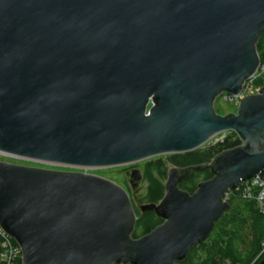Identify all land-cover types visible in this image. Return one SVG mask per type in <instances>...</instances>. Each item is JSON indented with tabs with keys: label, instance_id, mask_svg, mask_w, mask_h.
<instances>
[{
	"label": "water",
	"instance_id": "water-1",
	"mask_svg": "<svg viewBox=\"0 0 264 264\" xmlns=\"http://www.w3.org/2000/svg\"><path fill=\"white\" fill-rule=\"evenodd\" d=\"M263 32L264 0H0V154L95 169L184 154L227 131L241 141L170 166L162 199L138 208L162 223L137 238L117 183L0 160V226L21 264H179L205 241L226 192L264 181V84L234 113L213 103L255 74ZM204 169L211 179L180 188ZM130 171L137 191L143 173Z\"/></svg>",
	"mask_w": 264,
	"mask_h": 264
},
{
	"label": "trees",
	"instance_id": "trees-1",
	"mask_svg": "<svg viewBox=\"0 0 264 264\" xmlns=\"http://www.w3.org/2000/svg\"><path fill=\"white\" fill-rule=\"evenodd\" d=\"M259 36L256 48L259 62L263 65L264 32ZM253 82L258 88L262 87L264 76L256 77ZM240 144L238 135L233 131H227L223 133L222 139L215 143L204 144L184 154L176 153L145 159L141 170L143 182L146 183L145 192L139 195L137 203L132 200L137 215L132 236L137 238L148 234L162 223L153 211L141 212L138 208L142 203H157L162 199L164 181L170 166L185 168L205 164L219 152ZM212 176L209 169L197 171L179 186L191 194L199 182L211 179ZM226 201L229 203V209L217 218L209 237L201 244L195 245L179 264H260L264 257V214L259 211L253 200L242 197L236 189L229 192ZM18 264H21L20 260Z\"/></svg>",
	"mask_w": 264,
	"mask_h": 264
},
{
	"label": "built area",
	"instance_id": "built-area-1",
	"mask_svg": "<svg viewBox=\"0 0 264 264\" xmlns=\"http://www.w3.org/2000/svg\"><path fill=\"white\" fill-rule=\"evenodd\" d=\"M258 76H264V64L259 65L255 74L245 81L242 85V91L237 95H232L227 92H222L221 96L238 106L239 101L247 95L257 93L260 88L254 84V80ZM238 190L242 197L254 201L256 207L260 212L264 214V181L259 177L252 178L248 181H241L239 186L235 188ZM234 190V189H233ZM229 190L225 194V200L229 195ZM0 241H1V253H0V264H18L21 261V248L18 244L12 240V237L0 226Z\"/></svg>",
	"mask_w": 264,
	"mask_h": 264
},
{
	"label": "rangeland",
	"instance_id": "rangeland-1",
	"mask_svg": "<svg viewBox=\"0 0 264 264\" xmlns=\"http://www.w3.org/2000/svg\"><path fill=\"white\" fill-rule=\"evenodd\" d=\"M213 103H214V108L216 112L220 115H224L227 113H234L237 111V107H238L234 105L232 102L225 100V98L221 95H219ZM222 135L223 133L215 135L206 144L215 143L219 139H222ZM162 156H166V155H162ZM0 160L6 161L9 163H16V164H22V165H27V166L42 167V168H49V169H59V170H67V171H83V172L98 175L110 181H113L117 183L118 185L124 187L127 191H128L127 185H129L128 182L130 179V172H131L130 170H133V168H138L142 170V166L144 163V160H142L137 163L128 164V165L110 166V167L95 168V169H82V168H73L69 166H62V165H56V164L39 163V162L19 159V158H15V157L3 155V154H0ZM145 188H146V183L141 182L139 185V191L137 192L138 196L142 195L145 192Z\"/></svg>",
	"mask_w": 264,
	"mask_h": 264
},
{
	"label": "flooded vegetation",
	"instance_id": "flooded-vegetation-1",
	"mask_svg": "<svg viewBox=\"0 0 264 264\" xmlns=\"http://www.w3.org/2000/svg\"><path fill=\"white\" fill-rule=\"evenodd\" d=\"M129 183V182H128ZM127 189H128V193H129V197H131V199L132 200H134L135 201V203H137V201H138V198H139V196H138V191H139V189L137 190V191H135V190H133L131 187H130V185H127Z\"/></svg>",
	"mask_w": 264,
	"mask_h": 264
},
{
	"label": "bare ground",
	"instance_id": "bare-ground-1",
	"mask_svg": "<svg viewBox=\"0 0 264 264\" xmlns=\"http://www.w3.org/2000/svg\"><path fill=\"white\" fill-rule=\"evenodd\" d=\"M251 180V179H250ZM245 181H248V180H245ZM237 186H239V184L237 185ZM237 188V187H236Z\"/></svg>",
	"mask_w": 264,
	"mask_h": 264
}]
</instances>
